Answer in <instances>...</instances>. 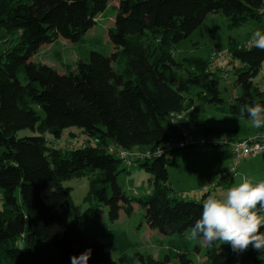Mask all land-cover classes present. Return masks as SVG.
<instances>
[{"label": "trees", "instance_id": "1", "mask_svg": "<svg viewBox=\"0 0 264 264\" xmlns=\"http://www.w3.org/2000/svg\"><path fill=\"white\" fill-rule=\"evenodd\" d=\"M261 7L262 0H0V30L20 32L18 44L0 57V264H72L71 257L88 250L87 264H115L114 253L116 264H193L192 244L170 238L167 250L153 256L125 229L110 228L102 218L105 209L111 222L121 210L130 215L136 203L149 228L169 236L190 231L204 202L177 196L167 172L172 155L137 161L149 173V192L130 197L117 182L127 167H120L108 147L149 149L177 138L169 114L197 101L238 116L245 103L264 105V90L254 80L264 51L252 42L230 49L240 63L232 66L237 91L230 101L221 95L218 83L224 77L210 59L176 61L173 54L206 15L220 12L232 26L252 20L262 27ZM107 10L114 51L80 49L74 70L32 60L57 38L81 47L94 18ZM191 111L187 127L193 123ZM69 126L86 135L83 146L60 149L46 143L45 132L59 137ZM205 127L212 136L249 134L243 128ZM25 128L38 132L17 136ZM84 174L89 206L69 219L74 205L62 181ZM257 253L249 247L238 254L221 241L206 242L205 264H264Z\"/></svg>", "mask_w": 264, "mask_h": 264}, {"label": "rangeland", "instance_id": "2", "mask_svg": "<svg viewBox=\"0 0 264 264\" xmlns=\"http://www.w3.org/2000/svg\"><path fill=\"white\" fill-rule=\"evenodd\" d=\"M95 24L85 33L86 42L80 47L63 38H57L54 42L48 45L41 46L33 55L34 62L43 63L54 67L59 71L74 70L80 57V49L88 50L90 48L98 49L106 54L114 51L107 36L108 28L113 24V18L110 11L104 14H98L95 18ZM264 24V23H262ZM264 30L262 27L252 20L245 21L242 24L232 26L229 24L227 17L220 12L210 13L205 16L201 24L187 38L178 42L173 51L174 59L182 61L185 57H202L210 59L212 51H215L217 56L211 60L212 66L224 63L228 70L226 78H220L218 88L222 97L226 101H230L237 91L234 83V74L232 66L235 68L240 63L231 58L230 49L232 46L246 45L252 42V34L256 31ZM20 32L13 30L6 33L0 30V57L9 48L15 46L19 42ZM116 67V66H115ZM219 76V75H218ZM221 77V76H219ZM254 80L258 83L261 89H264V65L255 76ZM194 117H199L205 120L209 125L215 126L217 129L227 130L251 126L249 118L229 114L216 110L214 107L201 102H195L194 108L191 111ZM196 130L202 131V128L196 127ZM37 128L34 130L25 128L17 132V136L37 134ZM191 132L195 130L191 127ZM222 134H228L221 132ZM246 134H239L238 137H244ZM44 137L46 143L60 149H70L71 147L78 148L85 144L86 135L76 126L63 128L59 137L52 133L45 132ZM94 144V140L90 142ZM227 148V149H226ZM225 150L227 156L233 159L230 148L228 146H220L217 148L208 146H192L185 149L175 150L172 154L171 163L167 166L168 178L171 187L177 191L179 198L202 201L204 202L209 195H214L217 198H222L228 189L237 186L242 182L244 177L249 178L254 183L264 181V156L262 153H257L249 158L243 159L236 168V175L228 182H220L215 186L206 188L198 185L204 176L208 177V181H212V176L208 174L210 166L216 167V164L211 160L208 154L212 150ZM205 151L206 153H203ZM256 156V157H255ZM212 162V164H211ZM246 165H245V164ZM120 167H127V171H121L117 175V182L122 187L123 191L130 197H139L149 192V173L140 166H127L125 162L120 163ZM231 183V184H230ZM229 184V185H228ZM64 187L70 188V196L73 201L74 208L69 211V219L81 215L87 208L88 203L85 197L89 192V179L87 175L76 176L62 181ZM207 189V191H205ZM206 194V195H204ZM15 195L19 199V192ZM3 198L0 192V209L2 208ZM142 210L136 203H133V212L126 215L124 211H120L119 218L116 221H109L106 217V209L103 213V220L110 228L121 227L125 229L134 239L141 251L157 256L161 251L167 250V243L170 238L174 241L187 244H192L190 257L193 264H205L206 262V241L199 238L195 241L185 239L190 233L185 231L182 236L165 235L155 229L147 226L142 218ZM264 231V229H262ZM185 239V240H184ZM259 259H264V252L257 253ZM113 261L116 264L117 257L112 255Z\"/></svg>", "mask_w": 264, "mask_h": 264}, {"label": "clouds", "instance_id": "3", "mask_svg": "<svg viewBox=\"0 0 264 264\" xmlns=\"http://www.w3.org/2000/svg\"><path fill=\"white\" fill-rule=\"evenodd\" d=\"M252 44L264 51V32L252 34ZM240 115H247L254 128L264 127V105L260 103L241 105ZM207 191V189H205ZM264 181L253 182L247 177L237 186L226 191L222 198L209 195L202 206V213L192 226L187 239L202 238L212 244L221 241L232 250L242 254L251 247L264 252ZM91 250L79 257H71L72 264H87Z\"/></svg>", "mask_w": 264, "mask_h": 264}, {"label": "built area", "instance_id": "4", "mask_svg": "<svg viewBox=\"0 0 264 264\" xmlns=\"http://www.w3.org/2000/svg\"><path fill=\"white\" fill-rule=\"evenodd\" d=\"M260 13H264V0H262V7ZM174 54V53H173ZM217 56L215 51L211 52L210 60ZM219 75L227 77L228 70L224 63L218 65ZM194 105L189 106L185 110L179 112H171L168 116V124L177 129L178 137L167 140L161 144H157L151 148L139 149H125L110 145L108 152L114 154L127 166H135L137 161L149 160L154 157H171L175 150L185 149L192 146H208L217 148L220 146H228L233 156L232 163L225 169L220 176L219 182L231 181L236 175V168L239 163L250 156L257 153H264V130H258L250 133L242 138L231 136L229 134H222L218 136L202 135L198 136L189 131V128L184 124L187 120V115L193 110ZM212 183L210 186H214Z\"/></svg>", "mask_w": 264, "mask_h": 264}, {"label": "crops", "instance_id": "5", "mask_svg": "<svg viewBox=\"0 0 264 264\" xmlns=\"http://www.w3.org/2000/svg\"><path fill=\"white\" fill-rule=\"evenodd\" d=\"M186 58V57H185ZM185 58H183V59H185ZM202 58V57H201ZM183 61V60H182ZM262 90H264V89H262ZM190 117H191V120L193 121V123L191 124V125H189V131L191 132V127L195 130V132L193 133V134H195V135H198V136H202V135H206L207 134V132H206V127L205 126H207V127H215V126H211V125H209L205 120H203V119H200L199 117H194L193 116V114L191 113V115H190ZM203 121V123L205 124V126H203L202 124H201V122ZM196 127H200V128H202V131H199V130H196ZM243 129H245L244 131H248V133L250 134V133H253V131L254 132H256V131H258V130H256L257 128H254V127H252V126H248L247 128L246 127H242ZM262 128H264V127H262ZM192 133V132H191ZM227 149V148H226ZM203 153H206L205 151H203ZM210 156H211V160L213 161V162H215V163H218V164H216V167H212V166H210L209 168H208V174L210 173L211 174V176H212V181L211 182H209L208 181V177L207 176H204L203 175V178H202V180L200 181V183L198 184V185H200L201 187H204V185H205V187L206 188H208L209 187V184L211 185L212 183H215L216 185L217 184H219L220 182H219V179H220V176H221V173L225 170V169H227L229 166H230V164L232 163L231 162V160H229L230 158L227 156V154H229V151H228V153H226V151L223 149V150H212L211 152H209L208 153ZM256 157V156H255ZM249 158V157H248ZM211 164H212V162H211ZM245 164V163H244ZM246 165V164H245ZM233 179V178H232ZM228 182H230V181H228ZM231 184V183H230ZM171 185H172V183H171ZM229 185V184H228ZM215 186V185H214ZM173 187V186H172ZM204 195H206V194H204ZM194 200H196V199H194ZM132 238V237H131Z\"/></svg>", "mask_w": 264, "mask_h": 264}]
</instances>
